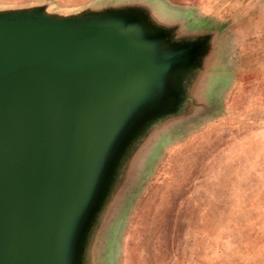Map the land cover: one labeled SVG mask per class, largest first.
Returning a JSON list of instances; mask_svg holds the SVG:
<instances>
[{
    "label": "water",
    "instance_id": "water-1",
    "mask_svg": "<svg viewBox=\"0 0 264 264\" xmlns=\"http://www.w3.org/2000/svg\"><path fill=\"white\" fill-rule=\"evenodd\" d=\"M172 32L141 10L0 13V264H85L136 145L184 109L207 38Z\"/></svg>",
    "mask_w": 264,
    "mask_h": 264
},
{
    "label": "rangeland",
    "instance_id": "rangeland-1",
    "mask_svg": "<svg viewBox=\"0 0 264 264\" xmlns=\"http://www.w3.org/2000/svg\"><path fill=\"white\" fill-rule=\"evenodd\" d=\"M37 9L141 10L172 40L207 38L184 109L136 145L85 264H264V0H0Z\"/></svg>",
    "mask_w": 264,
    "mask_h": 264
}]
</instances>
